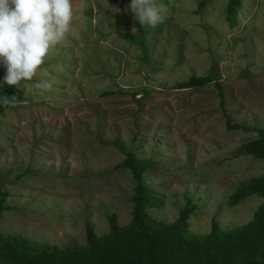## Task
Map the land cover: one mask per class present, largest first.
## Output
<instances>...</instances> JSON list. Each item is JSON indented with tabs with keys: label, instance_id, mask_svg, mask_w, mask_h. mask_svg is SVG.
Masks as SVG:
<instances>
[{
	"label": "rangeland",
	"instance_id": "374dc122",
	"mask_svg": "<svg viewBox=\"0 0 264 264\" xmlns=\"http://www.w3.org/2000/svg\"><path fill=\"white\" fill-rule=\"evenodd\" d=\"M228 1L159 2L164 19L153 28L134 20L130 0H71L65 37L0 115L3 235L83 246L88 226L102 236L114 216L127 227V151L148 163L142 180L161 199L151 218L172 223L189 200L191 234L252 219L262 197L227 199L264 173V161L237 152L256 133L226 121L264 127V0H242L233 25ZM191 76L213 77L224 104L212 83L177 88ZM44 81L51 87H38Z\"/></svg>",
	"mask_w": 264,
	"mask_h": 264
},
{
	"label": "trees",
	"instance_id": "16d2710c",
	"mask_svg": "<svg viewBox=\"0 0 264 264\" xmlns=\"http://www.w3.org/2000/svg\"><path fill=\"white\" fill-rule=\"evenodd\" d=\"M164 1L153 0L155 5ZM241 1H228L225 15L231 25L235 23ZM122 36L133 38L129 33ZM210 83L223 105L221 87L211 76H191L177 88L195 89ZM19 85L0 86V97L7 96L9 100L7 105L0 104V115L22 101L16 92ZM226 126L255 132L256 138L242 144L237 152L264 161V127L231 124L229 119ZM122 166L130 171L134 181L131 220L127 227H119L112 216L108 233L96 236L88 226L83 246L65 247L35 243L0 232V264H264V200L253 212L252 219L241 227L221 230L212 223L207 234H191L187 221L193 205L189 200L172 223L151 218L146 210L158 207L161 199L142 180L148 163L140 162L132 151H127ZM251 196L264 199V173L238 184L227 204L234 206ZM4 198L0 192V217L6 208Z\"/></svg>",
	"mask_w": 264,
	"mask_h": 264
},
{
	"label": "clouds",
	"instance_id": "9594fccd",
	"mask_svg": "<svg viewBox=\"0 0 264 264\" xmlns=\"http://www.w3.org/2000/svg\"><path fill=\"white\" fill-rule=\"evenodd\" d=\"M128 9L140 27L154 28L164 19L153 0H130ZM105 10L120 12L108 3ZM72 15L71 0H0V68L5 70L0 85L31 80L50 49L65 37ZM38 87L51 85L44 81ZM8 103L7 96L0 97V104Z\"/></svg>",
	"mask_w": 264,
	"mask_h": 264
},
{
	"label": "water",
	"instance_id": "95a60500",
	"mask_svg": "<svg viewBox=\"0 0 264 264\" xmlns=\"http://www.w3.org/2000/svg\"><path fill=\"white\" fill-rule=\"evenodd\" d=\"M147 72V71H146Z\"/></svg>",
	"mask_w": 264,
	"mask_h": 264
}]
</instances>
